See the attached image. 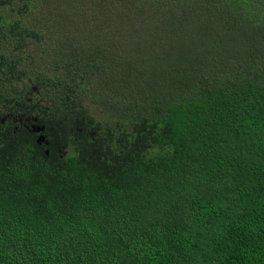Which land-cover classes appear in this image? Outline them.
I'll return each instance as SVG.
<instances>
[{"label": "trees", "instance_id": "1", "mask_svg": "<svg viewBox=\"0 0 264 264\" xmlns=\"http://www.w3.org/2000/svg\"><path fill=\"white\" fill-rule=\"evenodd\" d=\"M0 264H264V0H0Z\"/></svg>", "mask_w": 264, "mask_h": 264}, {"label": "flooded vegetation", "instance_id": "2", "mask_svg": "<svg viewBox=\"0 0 264 264\" xmlns=\"http://www.w3.org/2000/svg\"><path fill=\"white\" fill-rule=\"evenodd\" d=\"M31 83V82H30ZM33 90H34V92H35V94H37L38 93V89H37V87H35V86H33ZM31 96H33L34 97V94H31ZM29 102L31 103L32 102V100L31 99H29ZM24 128H26L28 131H30L32 134H36L38 137H40L41 136V132H34V130L35 129H38V128H36V123L34 122H31V121H29V122H27V124L25 125V126H23ZM43 132V131H42ZM45 140V139H44ZM44 140L42 141V142H44ZM47 144V143H46Z\"/></svg>", "mask_w": 264, "mask_h": 264}, {"label": "water", "instance_id": "3", "mask_svg": "<svg viewBox=\"0 0 264 264\" xmlns=\"http://www.w3.org/2000/svg\"><path fill=\"white\" fill-rule=\"evenodd\" d=\"M34 122H38L37 119H34ZM44 130H45V127L43 126L42 128L35 129L34 132H42V131H44ZM43 140H44V136L41 135V136L38 138L37 141H38L39 144H42V141H43ZM46 154L48 155L49 152L47 151Z\"/></svg>", "mask_w": 264, "mask_h": 264}, {"label": "rangeland", "instance_id": "4", "mask_svg": "<svg viewBox=\"0 0 264 264\" xmlns=\"http://www.w3.org/2000/svg\"><path fill=\"white\" fill-rule=\"evenodd\" d=\"M33 70V69H32ZM28 80H30V79H28ZM31 81H29V83H30ZM31 84V83H30Z\"/></svg>", "mask_w": 264, "mask_h": 264}]
</instances>
